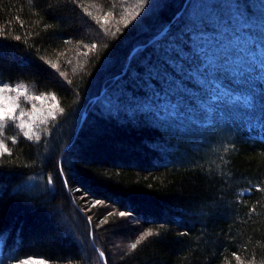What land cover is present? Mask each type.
Segmentation results:
<instances>
[{
    "label": "trees",
    "instance_id": "obj_1",
    "mask_svg": "<svg viewBox=\"0 0 264 264\" xmlns=\"http://www.w3.org/2000/svg\"><path fill=\"white\" fill-rule=\"evenodd\" d=\"M0 82L2 264H264V0H0Z\"/></svg>",
    "mask_w": 264,
    "mask_h": 264
},
{
    "label": "snow or ice",
    "instance_id": "obj_2",
    "mask_svg": "<svg viewBox=\"0 0 264 264\" xmlns=\"http://www.w3.org/2000/svg\"><path fill=\"white\" fill-rule=\"evenodd\" d=\"M146 0H139L140 5L142 6ZM87 15L91 16L92 13L88 12ZM108 15V14H105ZM115 35V33H113ZM21 37L16 36V39L19 40ZM96 45L93 44L92 48H95ZM87 55V53H85ZM53 68H56V64H52ZM61 76L64 75L63 72L60 73ZM8 93V95H5ZM12 93H16L15 96L11 95ZM21 98H23V101L25 102L22 104ZM46 99L43 95H34L28 92V89L23 84H18L15 87H11L9 84H4L0 82V156H3L5 154H10L11 150L6 143V141H11L13 145L17 144V137L9 136L7 134V130L10 127H15L19 129L20 133H22V136L28 140L31 141L33 138L37 141L41 139V134L36 131V129L39 127L38 124H34L31 121H34L36 119L37 113L41 112L42 109L38 108L35 102H41L43 104V101ZM53 101L56 100V96L53 95L51 97ZM26 102H32L31 103V109L26 110ZM59 105L53 104L52 108H57ZM59 111L63 113L64 109L62 107L59 108ZM47 116L51 119H56V113L52 110H49L47 113ZM27 117V120L25 119ZM40 123H46V120L42 119ZM53 179L51 176H49L48 184H52ZM97 204H100V201H96ZM111 215V214H109ZM131 215V213L120 211L119 216L120 217H126ZM107 219L101 221V224L107 223ZM155 233L152 230H146L143 233H141L138 238L135 240V242L130 244V250H135L137 247L141 244L142 241H145L148 237H152ZM99 253L100 258L103 260L105 257V253L102 250H97ZM239 259V257H237ZM18 264H44V261L42 260H35L29 257L26 260H18Z\"/></svg>",
    "mask_w": 264,
    "mask_h": 264
},
{
    "label": "rangeland",
    "instance_id": "obj_3",
    "mask_svg": "<svg viewBox=\"0 0 264 264\" xmlns=\"http://www.w3.org/2000/svg\"><path fill=\"white\" fill-rule=\"evenodd\" d=\"M5 95H8V93H6ZM11 95L15 96L16 93H12ZM43 96H45V95H43ZM45 97H46V99L43 101V104H41V102H38V101L35 102L37 107L42 109V111L39 112V113H45L46 114L49 110H53L52 105L55 104V101H53L51 99L52 96L51 95H46ZM21 101H22V104L25 103L23 101V98H21ZM31 103L32 102H26V110H30L31 109ZM39 113H37V114H39ZM25 119L27 120V117H25ZM31 122L33 123L34 121H31ZM32 259H35V260H38V261L39 260L44 261L43 259H36V258H32ZM24 260H26V259H24ZM0 264H2L1 261H0ZM11 264H18V262L11 263ZM44 264H48V263L46 261H44Z\"/></svg>",
    "mask_w": 264,
    "mask_h": 264
},
{
    "label": "water",
    "instance_id": "obj_4",
    "mask_svg": "<svg viewBox=\"0 0 264 264\" xmlns=\"http://www.w3.org/2000/svg\"><path fill=\"white\" fill-rule=\"evenodd\" d=\"M81 122H82V120H81Z\"/></svg>",
    "mask_w": 264,
    "mask_h": 264
}]
</instances>
